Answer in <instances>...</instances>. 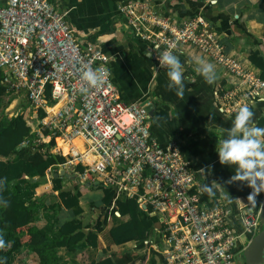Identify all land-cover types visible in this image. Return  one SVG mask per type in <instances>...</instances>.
Instances as JSON below:
<instances>
[{
	"label": "built area",
	"instance_id": "built-area-1",
	"mask_svg": "<svg viewBox=\"0 0 264 264\" xmlns=\"http://www.w3.org/2000/svg\"><path fill=\"white\" fill-rule=\"evenodd\" d=\"M119 11L148 43L157 72L166 69L157 59L160 53L196 48L240 80L237 89L222 95L223 103L237 108L241 98L264 100V80L225 54L202 12L178 21L148 0H123ZM111 61L98 43L76 36L68 11L50 0H0L3 83L9 95H23L36 111V137L26 138L22 145L40 147L55 139L51 152L68 148L62 167L77 175V183L112 187L117 197H136L160 215L167 264H239L238 256L261 230L260 211L239 204L233 212L205 198L203 182L190 169L181 142L174 139L162 146L151 132L147 104L121 99ZM101 66L105 83L99 88L85 85L80 79L84 71ZM39 111L45 115L39 117ZM77 165L83 172L76 171Z\"/></svg>",
	"mask_w": 264,
	"mask_h": 264
},
{
	"label": "crops",
	"instance_id": "crops-1",
	"mask_svg": "<svg viewBox=\"0 0 264 264\" xmlns=\"http://www.w3.org/2000/svg\"><path fill=\"white\" fill-rule=\"evenodd\" d=\"M50 1L56 8L68 11V22L76 36L88 40L95 37L93 42L111 55L112 79L121 99L127 103L138 101L153 105L150 113L151 132L159 143L164 146L171 140H179L190 169L203 182V186L217 182L216 196L210 198L205 193V198L215 203L222 202L233 212L237 211L239 204H247L254 211H260L264 192L256 196V203L250 204L248 196L252 189L243 182L228 183L235 174V166L222 165L216 147L223 136V130L232 126V119L240 105L248 104L258 123L264 118V100L241 98L237 108L223 103L222 95L228 90L237 89L240 80L216 58L192 47H185L177 53L187 77L184 95L177 96L176 91L168 87L167 69L155 70L147 49L148 43L133 32L120 13L119 5L123 0ZM148 1L157 11L178 21L202 12L217 31L225 54L261 77L262 70L251 62L250 53L258 51L264 59V0H215V3L209 0ZM201 60L213 64L217 74L213 84L206 83L197 73L196 68ZM53 174L63 179L65 189L73 190L77 183L73 174L68 173L64 167L49 169L50 178ZM38 179V173L33 172L26 175L21 184L24 193H31L33 199L45 205V208H39L34 213L33 226L44 228L52 225L57 230L65 222L77 217L84 225H90L95 230L96 223L103 220L108 211V223L98 233V246L93 247L88 241L79 244V249L87 255L89 261H100L112 253L119 257L131 253L133 261L129 264H167V244L160 215L153 214L148 208L154 226L147 238L117 245L110 230L127 222L130 217L121 215L119 211L112 213L114 204L106 208L101 188L90 187L80 197L82 213L76 216V208L63 207L51 179ZM116 199L124 197L116 196ZM52 205L56 208L53 209ZM143 216L140 214L141 218ZM58 252L65 263H79L77 254L63 247Z\"/></svg>",
	"mask_w": 264,
	"mask_h": 264
},
{
	"label": "trees",
	"instance_id": "trees-1",
	"mask_svg": "<svg viewBox=\"0 0 264 264\" xmlns=\"http://www.w3.org/2000/svg\"><path fill=\"white\" fill-rule=\"evenodd\" d=\"M95 41V37H91ZM250 60L262 70L261 78L264 79V59L258 51L250 53ZM4 72L0 69V178L5 179V187L0 192V197L8 201L7 206L0 205V230L3 231L4 238L10 246L0 249V258H4L6 264H12L13 255L24 247L36 256V264H129L133 261L131 253L117 256L112 253L110 256L100 261H89L85 253L79 249V244L88 241L91 246H98V233H101L108 223L109 212L104 219L98 221L95 230L90 225H84L82 221L75 217L62 224L57 230L52 225L44 228L33 226L34 213L45 205L39 203L30 196L29 192L24 193L22 182L26 175L33 172L38 173L39 181L51 179L53 189L58 192L61 204L64 208H76L75 215L82 213L80 197L83 196L90 187L87 183H76L72 189L63 187V179L49 177V169L59 167L66 163L69 151L66 147H61V153L47 151L50 146L56 145V140L52 139L50 144H42L36 147L33 143L23 146L22 142L30 137L35 139L32 127L28 124L24 114L7 117L5 110L16 98L8 94V87L3 83ZM45 115L44 111H39V117ZM264 127V118L257 123ZM48 134V132H46ZM42 147H45L42 151ZM84 168L77 165L76 171L83 172ZM58 173V172H57ZM59 174V173H58ZM101 188L103 204L106 208L114 207L112 213L119 211L121 215H129L130 219L110 230L111 237L115 244L120 245L132 240H144L149 231L154 226V221L149 217V209L144 210L142 204L136 197L116 199V191L112 187ZM55 209L56 206L52 205ZM140 214H144L141 218ZM77 254L79 263H65L59 254V248Z\"/></svg>",
	"mask_w": 264,
	"mask_h": 264
},
{
	"label": "clouds",
	"instance_id": "clouds-1",
	"mask_svg": "<svg viewBox=\"0 0 264 264\" xmlns=\"http://www.w3.org/2000/svg\"><path fill=\"white\" fill-rule=\"evenodd\" d=\"M212 2L215 3V0ZM157 59L160 67L167 69L169 89H174L176 95L182 97L187 77L184 75V65L179 56L166 50L157 55ZM196 71L208 84H213L217 79L216 71L211 63L201 60ZM80 79L88 87L99 88L106 81V72L102 66L95 69L89 68L84 71ZM254 115L248 104L240 105L232 119V126L223 130V136L216 147L220 163L235 166V174L228 183L243 182L252 189L248 196L250 204L256 203V196L264 192V127L258 126ZM216 184V181L205 184L202 191L210 198L214 197L217 194ZM4 187L5 179L0 178V192L4 190ZM7 204L8 201L0 197V205L7 206ZM8 246L10 244L0 230V249ZM0 264H6L4 258H0Z\"/></svg>",
	"mask_w": 264,
	"mask_h": 264
},
{
	"label": "rangeland",
	"instance_id": "rangeland-1",
	"mask_svg": "<svg viewBox=\"0 0 264 264\" xmlns=\"http://www.w3.org/2000/svg\"><path fill=\"white\" fill-rule=\"evenodd\" d=\"M24 114L28 122H30V125L33 129V127L37 123L36 117V111L33 109L30 105V103L27 101V99L21 95L19 97H16L13 102L7 107L5 110V114L7 117L13 116V114ZM0 114V118H1ZM47 151H51V148H47ZM62 167V166H61ZM64 167V166H63ZM74 179H77V175L73 174ZM244 241L247 243L248 240L244 238ZM36 256L29 251L28 247H24L23 249H20L18 252H16L13 255L12 258V264H36Z\"/></svg>",
	"mask_w": 264,
	"mask_h": 264
},
{
	"label": "water",
	"instance_id": "water-1",
	"mask_svg": "<svg viewBox=\"0 0 264 264\" xmlns=\"http://www.w3.org/2000/svg\"><path fill=\"white\" fill-rule=\"evenodd\" d=\"M153 105H147L152 114ZM58 177V174H56ZM260 219L262 221L261 231L252 238L248 247L238 256L240 264H264V200L260 207Z\"/></svg>",
	"mask_w": 264,
	"mask_h": 264
},
{
	"label": "bare ground",
	"instance_id": "bare-ground-1",
	"mask_svg": "<svg viewBox=\"0 0 264 264\" xmlns=\"http://www.w3.org/2000/svg\"><path fill=\"white\" fill-rule=\"evenodd\" d=\"M75 146H77V147H80L81 146V143H80V141H78V140H76L75 142ZM61 145V144H60ZM62 146V145H61ZM67 148V147H66ZM68 149V148H67Z\"/></svg>",
	"mask_w": 264,
	"mask_h": 264
},
{
	"label": "flooded vegetation",
	"instance_id": "flooded-vegetation-1",
	"mask_svg": "<svg viewBox=\"0 0 264 264\" xmlns=\"http://www.w3.org/2000/svg\"><path fill=\"white\" fill-rule=\"evenodd\" d=\"M240 263V262H239Z\"/></svg>",
	"mask_w": 264,
	"mask_h": 264
}]
</instances>
